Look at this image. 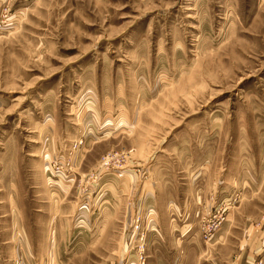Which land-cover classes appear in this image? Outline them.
<instances>
[{
    "label": "rangeland",
    "instance_id": "1",
    "mask_svg": "<svg viewBox=\"0 0 264 264\" xmlns=\"http://www.w3.org/2000/svg\"><path fill=\"white\" fill-rule=\"evenodd\" d=\"M264 264V0H0V264Z\"/></svg>",
    "mask_w": 264,
    "mask_h": 264
},
{
    "label": "built area",
    "instance_id": "2",
    "mask_svg": "<svg viewBox=\"0 0 264 264\" xmlns=\"http://www.w3.org/2000/svg\"><path fill=\"white\" fill-rule=\"evenodd\" d=\"M142 264H145V262L143 261V263Z\"/></svg>",
    "mask_w": 264,
    "mask_h": 264
}]
</instances>
